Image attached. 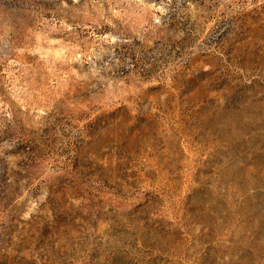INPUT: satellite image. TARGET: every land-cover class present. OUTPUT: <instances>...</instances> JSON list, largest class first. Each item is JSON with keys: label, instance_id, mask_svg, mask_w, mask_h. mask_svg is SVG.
<instances>
[{"label": "rangeland", "instance_id": "rangeland-1", "mask_svg": "<svg viewBox=\"0 0 264 264\" xmlns=\"http://www.w3.org/2000/svg\"><path fill=\"white\" fill-rule=\"evenodd\" d=\"M0 264H264V0H0Z\"/></svg>", "mask_w": 264, "mask_h": 264}]
</instances>
